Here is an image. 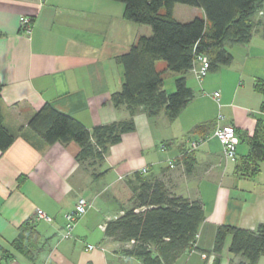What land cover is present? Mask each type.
I'll return each instance as SVG.
<instances>
[{
	"label": "crops",
	"instance_id": "0c3cea01",
	"mask_svg": "<svg viewBox=\"0 0 264 264\" xmlns=\"http://www.w3.org/2000/svg\"><path fill=\"white\" fill-rule=\"evenodd\" d=\"M124 12V3L116 0H0L1 107L4 124L14 135L12 144L0 149V264H143L125 256L101 225L122 213L120 204L132 193L126 179L144 167L149 174L163 175L175 193L204 204L196 248L175 264H205L202 253L213 250L220 224L254 230L264 223V162L255 176L236 173L237 161L249 151L247 137L264 116L263 95L254 88L256 79L264 78L261 32L248 44L230 48L231 65L208 71L202 80L192 70L185 73L195 97L176 120L169 121L164 113L136 114V130L110 147L104 164L110 170L100 180L94 181L76 160L78 143L48 144L29 126L45 103L90 129L128 117L125 107L116 108L111 101L123 84L117 58L151 29L127 20ZM22 16L32 18L29 34L21 28ZM180 75L169 83L164 77L169 93ZM220 114L224 118L218 120ZM206 121L213 126L190 133ZM226 124L236 129L234 159L225 157L214 134ZM193 140L200 144L191 150ZM81 196L92 207L75 224L73 236L64 238L66 214ZM39 208L53 221L35 220ZM27 220L40 233L39 242L30 243V253L18 240ZM230 259L226 244L220 264H237L239 257L233 263ZM257 264H264V255Z\"/></svg>",
	"mask_w": 264,
	"mask_h": 264
},
{
	"label": "trees",
	"instance_id": "16d2710c",
	"mask_svg": "<svg viewBox=\"0 0 264 264\" xmlns=\"http://www.w3.org/2000/svg\"><path fill=\"white\" fill-rule=\"evenodd\" d=\"M116 1L124 3L127 20L148 24L153 31L151 35H140L117 58L124 69L123 84L111 94V101L116 108L125 107L128 117L90 129L76 117L45 103L29 120V126L48 144L78 143L76 160L94 181L104 178L110 170L104 167L110 147L122 141L125 133L136 130V114L144 112L155 117L164 113L172 122L192 102L195 92L185 73L192 70L198 55H206L209 71H216L234 62L232 46L248 44L255 32L264 36V0ZM178 3L202 8L206 19H177L174 7ZM160 60L166 61L167 69L181 73L173 92L165 88L162 70L157 67ZM254 88L263 95L260 110L264 114V78H257ZM1 90L0 80V149L6 150L14 135L4 124ZM206 126L212 127V121L196 125L190 133ZM247 141L249 151L237 161L236 173L255 176L264 162V116L258 117L255 131ZM188 158L186 155L185 160ZM126 181L131 196L120 204L122 213L109 219L105 227L106 236L120 243L125 256L135 257L143 264H175L184 253L196 248L197 235L206 217L200 199L175 193L163 175L134 171ZM18 240L28 253L32 251L29 247L39 242L40 233L33 220L20 226ZM226 244L231 263L238 256L237 264H257L264 255V223L254 230L220 224L209 253L220 257Z\"/></svg>",
	"mask_w": 264,
	"mask_h": 264
},
{
	"label": "built area",
	"instance_id": "2783aa9c",
	"mask_svg": "<svg viewBox=\"0 0 264 264\" xmlns=\"http://www.w3.org/2000/svg\"><path fill=\"white\" fill-rule=\"evenodd\" d=\"M262 13V12H261ZM20 24L22 30L26 34H29L32 29V18L30 16H22L20 19ZM209 59L206 55L200 54L198 55L197 61L194 64L192 71L196 75V77L199 80H202L204 76L208 73L209 71ZM219 92L215 93V96H218ZM224 118V115L220 114L218 116V120H221ZM214 134L220 139L223 145V153L226 158L228 159H234L237 154V144H236V129L233 125L226 124V125H218L215 129ZM200 142L198 140H193L191 141V150L195 149L198 147ZM162 149L164 148L163 146L161 147ZM174 162L170 161L169 166L174 167ZM142 172H147L148 169L147 167H144ZM92 201L84 196H81L78 198L75 208L73 211L69 212L66 214V226H65V231L63 232L62 236L64 238H70L73 236V228L77 221L82 218L88 211L90 207H92ZM34 219L35 220H40L44 219L48 222L53 221V217L50 216L48 213H46L43 209H36L34 213ZM101 227L105 228L106 224L101 225ZM196 246V244H195ZM94 245H89V248H94ZM203 257L206 259L207 264H211L213 261V254H208L203 252L202 253Z\"/></svg>",
	"mask_w": 264,
	"mask_h": 264
},
{
	"label": "rangeland",
	"instance_id": "374dc122",
	"mask_svg": "<svg viewBox=\"0 0 264 264\" xmlns=\"http://www.w3.org/2000/svg\"><path fill=\"white\" fill-rule=\"evenodd\" d=\"M199 12H200V15H197V14H199ZM195 15L201 16V17L206 16V14L202 8H197V7H194V6H191L188 4H183V3L176 4L175 17L177 19H179L181 21H189V20L193 19ZM262 16L264 18V15H262ZM142 25H145L144 27H149L151 29L150 35L153 33L150 25H148V24H142ZM157 67H158V69L162 70V74L165 77V79L167 80V83H169V81H170L169 79L171 77H175V75L178 74V72H173V71L168 70V69L165 70V68L167 67V63L164 60L158 61ZM263 177H264V175H263Z\"/></svg>",
	"mask_w": 264,
	"mask_h": 264
},
{
	"label": "water",
	"instance_id": "95a60500",
	"mask_svg": "<svg viewBox=\"0 0 264 264\" xmlns=\"http://www.w3.org/2000/svg\"><path fill=\"white\" fill-rule=\"evenodd\" d=\"M211 264H220V257L214 255V257H213V261H212Z\"/></svg>",
	"mask_w": 264,
	"mask_h": 264
}]
</instances>
